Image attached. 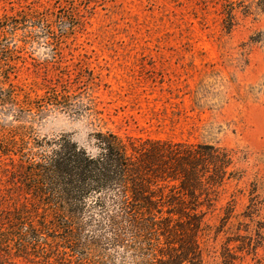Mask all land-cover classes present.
Returning a JSON list of instances; mask_svg holds the SVG:
<instances>
[{
    "label": "rangeland",
    "instance_id": "rangeland-1",
    "mask_svg": "<svg viewBox=\"0 0 264 264\" xmlns=\"http://www.w3.org/2000/svg\"><path fill=\"white\" fill-rule=\"evenodd\" d=\"M51 89L65 96L64 107L21 118L39 138L66 136L94 153L93 134L110 131L200 155L205 175L227 164L204 185L202 230L193 236L202 262L264 264L259 0H0V90H12L24 111ZM12 114L0 112V121ZM221 152L229 161L210 162ZM6 162L3 208L13 202ZM0 264L57 263L0 251Z\"/></svg>",
    "mask_w": 264,
    "mask_h": 264
},
{
    "label": "trees",
    "instance_id": "trees-1",
    "mask_svg": "<svg viewBox=\"0 0 264 264\" xmlns=\"http://www.w3.org/2000/svg\"><path fill=\"white\" fill-rule=\"evenodd\" d=\"M64 98L51 89L21 111L13 91L0 90V112L13 113L0 121V164L9 166L13 199L0 207V251L57 264H203L193 236L202 230L204 185L213 186L227 164L205 175L200 155L110 131L93 134L92 153L66 136L39 138L21 120L64 107ZM219 155L230 159L211 153L210 162Z\"/></svg>",
    "mask_w": 264,
    "mask_h": 264
}]
</instances>
